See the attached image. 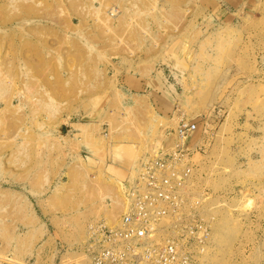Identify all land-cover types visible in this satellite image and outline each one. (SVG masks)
I'll use <instances>...</instances> for the list:
<instances>
[{
  "label": "rangeland",
  "instance_id": "374dc122",
  "mask_svg": "<svg viewBox=\"0 0 264 264\" xmlns=\"http://www.w3.org/2000/svg\"><path fill=\"white\" fill-rule=\"evenodd\" d=\"M202 118L195 264H264V0H0V264H87L89 226Z\"/></svg>",
  "mask_w": 264,
  "mask_h": 264
},
{
  "label": "built area",
  "instance_id": "2783aa9c",
  "mask_svg": "<svg viewBox=\"0 0 264 264\" xmlns=\"http://www.w3.org/2000/svg\"><path fill=\"white\" fill-rule=\"evenodd\" d=\"M200 121H182L174 146L140 162L138 174L126 180L124 211L118 223L88 228L83 250L87 264H195L205 253L210 223L207 194L190 196L194 153H205L208 139H197Z\"/></svg>",
  "mask_w": 264,
  "mask_h": 264
},
{
  "label": "crops",
  "instance_id": "0c3cea01",
  "mask_svg": "<svg viewBox=\"0 0 264 264\" xmlns=\"http://www.w3.org/2000/svg\"><path fill=\"white\" fill-rule=\"evenodd\" d=\"M230 6L233 7L232 5H230ZM238 11H239V10H238ZM123 172L127 174V173H128V170H127L126 168H124V169H123Z\"/></svg>",
  "mask_w": 264,
  "mask_h": 264
},
{
  "label": "bare ground",
  "instance_id": "6f19581e",
  "mask_svg": "<svg viewBox=\"0 0 264 264\" xmlns=\"http://www.w3.org/2000/svg\"><path fill=\"white\" fill-rule=\"evenodd\" d=\"M125 202V201H124ZM125 205V204H124ZM109 225V224H108ZM114 225V223L113 224H110L109 226H113Z\"/></svg>",
  "mask_w": 264,
  "mask_h": 264
}]
</instances>
